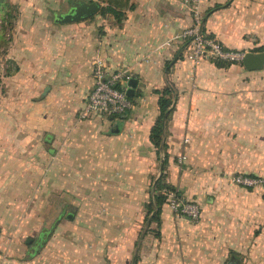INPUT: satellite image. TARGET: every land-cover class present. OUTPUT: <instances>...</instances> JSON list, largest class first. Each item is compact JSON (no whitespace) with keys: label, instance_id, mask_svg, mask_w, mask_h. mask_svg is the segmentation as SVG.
Instances as JSON below:
<instances>
[{"label":"crops","instance_id":"obj_1","mask_svg":"<svg viewBox=\"0 0 264 264\" xmlns=\"http://www.w3.org/2000/svg\"><path fill=\"white\" fill-rule=\"evenodd\" d=\"M66 1L7 0L17 11L0 32V264H181L186 254L175 237L183 222L167 203L158 228L154 222L159 235L140 234L150 228L145 203L160 173L149 140L154 90L167 84L177 97L165 128L166 182L200 205L194 228L205 242L222 219L230 259L237 260L233 245L245 246L246 259L264 255V194L230 182L236 173L264 175V112L257 91L249 99L264 65H193L175 37L192 22L188 0H128L121 24L98 13V0L55 10ZM94 1L95 13L60 21ZM220 15L207 13L203 31L236 47ZM95 58L137 79L122 116L79 117ZM56 213L64 219L50 226L36 218ZM22 229L42 230L24 238L16 235Z\"/></svg>","mask_w":264,"mask_h":264},{"label":"rangeland","instance_id":"obj_2","mask_svg":"<svg viewBox=\"0 0 264 264\" xmlns=\"http://www.w3.org/2000/svg\"><path fill=\"white\" fill-rule=\"evenodd\" d=\"M71 1H76V0L66 1V3L61 4L60 6L56 5L55 10L66 11L68 7L70 6L69 3ZM217 6H220V7H217ZM213 10H219L221 15L218 18L221 23H224L227 26V29L225 31L226 33H228L230 37V41L233 42L232 44H236L234 45L236 47H231L233 51H236L239 53H242V52L245 53L247 51L252 52V50L260 46L264 47V0H216V2L210 5H204V6L202 5V0H201L200 13H201L202 23H203V17L207 13H210ZM15 12L14 10H11L12 14ZM3 24L5 27V31H7L9 29V25L1 21H0V30L2 29ZM236 63L239 64V62H236ZM258 74H260L259 79L261 80V83L251 88L249 99H251L254 96L253 93L257 91L259 95L258 100H261L262 102L261 107L264 112V68ZM158 163L159 161L157 162V164ZM176 163L178 165L179 170H181L180 167H182V169L187 168L185 162H178V160H176ZM258 176H261L264 178V175H258ZM167 177H168V170L166 167V178ZM175 190L178 192L177 189ZM253 190L254 191L256 190L257 193L259 192V194H264V186L255 187L253 188ZM255 192L254 194H256ZM179 198L185 201L194 202L193 199H190V198L187 199L181 195ZM194 203L197 204L196 202ZM197 206L199 208V216L197 220H192L187 216L176 215V217L181 219L183 222V226L181 227L183 235L178 233V235H176L175 237L177 240L178 251H179V248L181 249L180 246L182 245L183 253L186 254L185 255L186 257L183 259L181 264H235V263L236 264H264V257L262 258V256L264 255L261 254L258 257L254 255L255 258L257 259L255 258L250 259V257L246 259L247 255L242 254V252L245 251V246H243L244 248L241 249L240 248L241 246L239 245H233L232 246L233 248L231 249V250H234L231 252L236 254L235 257L237 260L230 259V255H229L230 248H229V245L225 244V241H224L225 235L223 234V231H222V226H223L222 219L219 225L215 226L214 224V229H213L214 236L207 237L206 240L208 241L205 242L201 236L200 231L197 232L194 228L196 227L195 224H197L201 218V208L199 204H197ZM58 215L60 214L56 213L53 218L50 217V219H48L46 218V214H38L36 218L39 217V221L44 220L43 222L44 226H47L48 224L50 226L54 218L55 217L58 218L57 217ZM60 216L61 218H63L64 214H61ZM54 226H51V228L46 227V230L44 231L45 238L47 237L48 231L50 230L49 232H51ZM148 226H150V228L149 229L142 228V230H140V234H148L146 231L150 230V232L148 231L149 232L148 235H154V232H156L157 230L156 224L152 222ZM219 227L221 228V230H219ZM41 230L42 229H28V230L22 229L21 231H18L16 235H21L24 238H37ZM59 231H62V230H59ZM143 231H145L146 233L145 232L142 233ZM64 235L65 234L62 232L60 237H63ZM128 263L130 264V259Z\"/></svg>","mask_w":264,"mask_h":264},{"label":"built area","instance_id":"obj_3","mask_svg":"<svg viewBox=\"0 0 264 264\" xmlns=\"http://www.w3.org/2000/svg\"><path fill=\"white\" fill-rule=\"evenodd\" d=\"M192 22L189 26L176 34V39L186 43L188 47L187 59L197 65L202 60L218 59L230 62H240L244 52L223 49L221 44L203 31L200 13L201 0H188ZM93 85L87 99L79 113L81 119L92 114L105 116H122L132 106L126 95L128 80L133 73L128 69H119L109 72L101 58H95L91 64ZM182 156L180 159H183ZM179 159V160H180ZM230 181L244 188L264 186V178L256 175L236 173L231 175ZM167 203L175 215L187 216L197 220L199 208L194 202L185 201L176 196L171 190H166Z\"/></svg>","mask_w":264,"mask_h":264},{"label":"trees","instance_id":"obj_4","mask_svg":"<svg viewBox=\"0 0 264 264\" xmlns=\"http://www.w3.org/2000/svg\"><path fill=\"white\" fill-rule=\"evenodd\" d=\"M102 3L98 13L102 17L111 16L113 20L117 24H121L122 19L125 16V9L129 7L128 0H98ZM220 7V6H217ZM11 7L7 0H0V21L5 22V24L11 27V12L9 11ZM212 10V9H210ZM209 10V11H210ZM91 15V14H90ZM2 29L0 32H5L4 24L2 25ZM4 28V29H3ZM222 46V44H221ZM223 49L233 50L231 48H227L222 46ZM264 51V47L260 46L252 52ZM217 67H227L230 64L236 62L223 61L218 59H210ZM170 62L166 63V66H169ZM239 63L242 64V61ZM154 93L158 95L157 98V106H158V115L156 116L150 131H149V140L151 141L153 147L155 148L156 158L159 161L160 173L157 178L152 180L151 185V194L149 196L148 201L145 203V218L144 221L148 223V225L152 222L157 224V228L159 227V215L161 211V206L167 203V196L165 194L166 190L174 191L176 196L179 198V192L175 190V187L168 182H166V166L168 161V153H167V144L165 141V128L167 121L169 119V115L174 107V103L177 97V92L170 84H167L161 89H155ZM133 97L129 98L131 102L133 101ZM150 231V230H149ZM155 236L159 235L158 229L154 232ZM236 264V263H235Z\"/></svg>","mask_w":264,"mask_h":264},{"label":"water","instance_id":"obj_5","mask_svg":"<svg viewBox=\"0 0 264 264\" xmlns=\"http://www.w3.org/2000/svg\"><path fill=\"white\" fill-rule=\"evenodd\" d=\"M99 3L97 1L84 4L81 9L74 10L69 15H66L65 17H62L60 21L64 20H78L81 18H84L86 16H89L92 13H95L98 10ZM242 64L244 68L249 70L254 69H260L264 65V51L259 52H251L247 51L245 52L243 58H242ZM137 86V79L130 78L128 80V87L126 89V95L127 97L131 98L134 96L135 87ZM30 241V239L27 240V242Z\"/></svg>","mask_w":264,"mask_h":264}]
</instances>
